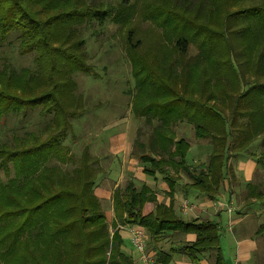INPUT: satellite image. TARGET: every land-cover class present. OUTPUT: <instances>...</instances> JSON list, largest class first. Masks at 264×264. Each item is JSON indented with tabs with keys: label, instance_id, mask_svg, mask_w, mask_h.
Masks as SVG:
<instances>
[{
	"label": "trees",
	"instance_id": "trees-1",
	"mask_svg": "<svg viewBox=\"0 0 264 264\" xmlns=\"http://www.w3.org/2000/svg\"><path fill=\"white\" fill-rule=\"evenodd\" d=\"M198 1L191 15L186 4L174 11L167 0L160 8L163 11H158L175 31L174 46L181 55L185 56L188 44L193 43V59L201 65L194 78L195 88L182 81L184 74L194 67L189 64L193 59L179 66L177 74L172 68L176 67L174 62L165 67L154 58L152 64L166 70L143 66V80L157 81L164 86L162 93L173 98L152 101L133 113L150 117L155 124L149 151L139 157L146 166L144 171L159 173L171 182L176 178L165 170L168 166L176 176H189L200 194L213 198L224 182L236 180L232 162L243 156L253 158L264 172V152L249 151L255 143L262 142L258 136L264 124L256 116L264 114V82L244 80L238 61L241 56L249 59L250 66L264 61V0H206L203 15L201 0ZM128 2L121 0L123 6ZM90 6L91 2L85 0H0V41L15 34L18 54L32 56L29 68L15 71L4 64L0 69V117L16 112L23 115L38 108L41 117L50 115L61 127L45 141L34 140L35 144L29 147L23 148L21 139L13 146L0 145V171L7 175L5 181L0 179V264H50L48 258L37 254L35 243L39 240L53 242L57 258L54 264L61 256V244L75 252L79 264H132L119 250L118 235L113 233L110 238L93 193L101 172L97 159L89 152L88 144L77 158L65 157L67 147L60 143L66 136L69 119L86 110L85 101L70 93L72 74L90 71L83 40L70 42L76 35L73 26L94 19L102 21L110 14ZM184 29L191 33L185 36ZM127 42H131L130 33ZM211 58L219 67L215 74L224 82L231 78L236 94L227 96L230 92L221 89L218 93L224 99L218 100L212 92H204L211 83V77L205 76L207 70L211 71ZM17 77L22 78L23 86L10 92V81ZM177 123L191 125L195 138L209 143L211 151L205 163L187 165L184 158L188 144L182 138L175 139L172 130ZM52 160L65 161L62 163L66 167L61 168ZM9 166L14 172L12 177ZM228 175L235 180H228ZM245 191V206L264 204V182L248 183ZM146 194V188L136 190L131 182L114 192L117 217L121 219L120 209L121 215L125 213L124 222L147 228L153 237L167 232L193 233L194 241L181 248L182 254L196 261L198 254L211 252L213 264H224L216 221L183 222L164 205H156L152 212L143 214L144 205L154 201Z\"/></svg>",
	"mask_w": 264,
	"mask_h": 264
},
{
	"label": "rangeland",
	"instance_id": "rangeland-1",
	"mask_svg": "<svg viewBox=\"0 0 264 264\" xmlns=\"http://www.w3.org/2000/svg\"><path fill=\"white\" fill-rule=\"evenodd\" d=\"M85 1L91 2L93 9L105 10L110 12V14L102 21L94 19L89 22L83 21L81 24L73 26L76 35L70 38V42L77 39L83 40L86 65L87 67L89 66L90 71L88 74L74 73L71 76L70 86L73 91L70 93L74 98L85 101L86 110L81 115L69 119L70 124L65 129L66 136L60 140L61 147H67L68 150L65 157L72 155L77 158L79 151L87 144V146L90 144L94 146L93 141L91 143L90 141L96 135H102L105 138L112 135L114 129V133H120L124 129V122L114 129L106 128L111 127L108 125H111L113 118L128 120L130 117L127 112L129 106H131L132 110L134 108V112L139 111L144 104L152 101L158 100L161 102L173 98L170 94L164 95L162 93L161 88L164 89L162 84H159L157 81L152 82L149 78L148 80H143V76L146 74L145 70L140 71L143 66L154 67L152 70L160 67V70H162L164 69L163 66L152 64L154 58L157 61L159 59L165 67L172 61L176 66L172 68L178 74L181 69L179 66L185 63V61L193 59L196 55L193 43L188 44V51L185 56L176 50L174 46L176 33L171 29V25L163 21V17L158 14L159 10L163 11L160 8L165 6L163 0H129L127 6H123L121 0ZM167 1L174 11L181 10L186 4L187 8L190 9V11H187L190 12V15L194 13L193 11L196 10L199 4L198 0ZM200 2L202 5L201 13L203 15L207 9L203 5V3H206V0H201ZM83 4L86 5V3ZM169 9L172 10L171 8ZM203 17L200 18L203 19ZM129 33L131 34L130 43L127 42ZM189 33L191 32L188 29H184L185 36H188ZM250 54H253V51H250ZM255 56L257 57V54ZM31 59V55L21 56L18 54V40L15 34L8 36L4 41H0V69H2L4 64L11 66L15 71L29 68L32 63ZM255 59L252 60V65H254ZM238 61L241 63L240 68L244 80L249 82H264V61H260L257 66H250L249 59L246 56H241ZM209 62H211V71L207 70L205 76L209 75L211 77V83L204 92H212L214 96H217L218 100L224 99L218 93L221 89L230 92L227 96L233 93L236 94L237 89H234L233 83L230 82L231 78H227L224 82L223 78L215 74L219 70V67L215 65L212 58ZM189 64L194 67H190V70L184 74L182 81L188 83L187 85L190 88H195L194 78L195 75L199 74L201 65L199 64V60L194 59ZM255 69L258 71L253 72ZM134 73H137L136 76ZM20 86H23L22 78L17 77V79L10 81L9 91L15 92ZM1 87L0 85V89ZM197 90L198 87L196 85ZM255 103H259V101ZM38 111L39 109L35 108L27 110L23 115L16 112L4 118L0 117V142H2L0 145L9 144L13 146L21 139L20 142L23 143V148H25L35 144L34 140L37 143L43 142L48 136L60 130L61 127L52 120L50 115L41 117ZM143 117L145 118L146 116ZM145 119L147 123H145L144 119H135L138 122H142L139 125L138 132L145 129L142 134L149 133L151 134V138L154 134V131L152 134V130H154L151 123L152 118L146 117ZM256 120L264 124V114L256 116ZM107 121H109V124L104 126L106 128H102L99 132V126L101 124L104 125ZM163 126L166 127L164 124ZM260 132L258 137L262 139V142L255 143L249 151H255L256 153L264 152V127H262ZM29 134L31 135L29 136ZM190 141H192L191 137ZM196 143L202 144L198 140ZM205 144L208 154L210 147L209 144ZM138 151L144 153V146L140 145ZM62 162L58 163L56 160H52V163L59 165L61 168L66 167L63 165L65 163ZM9 168V175L12 177L14 172L10 166ZM5 176L7 175H4L0 171V179L5 181ZM250 177L253 184L264 182V172L259 167H253ZM227 179L235 180L230 175H228ZM237 182L235 180L227 183V185L234 189V199L239 201L241 205L242 202L243 204L245 203L246 191L240 188ZM253 204L251 205L253 207L260 206L262 212L261 218L264 220V211H262L264 210V206H262L264 204L260 205L256 202ZM260 225H262V228L258 232H261L259 235L261 238H264V221ZM109 231H112L111 227H109ZM35 245L37 247V254L48 258L51 261L50 264H54L57 258L53 242L51 240H39ZM220 245L223 252H229L232 238L228 232L225 231L220 236ZM60 253L61 256L58 259V264H79L75 252L67 249L65 244H61ZM210 254L212 255V253Z\"/></svg>",
	"mask_w": 264,
	"mask_h": 264
},
{
	"label": "crops",
	"instance_id": "crops-1",
	"mask_svg": "<svg viewBox=\"0 0 264 264\" xmlns=\"http://www.w3.org/2000/svg\"><path fill=\"white\" fill-rule=\"evenodd\" d=\"M127 112L130 115L128 120L113 118L111 125H108L111 127H104L109 124V121H107L98 128L99 132L102 128L114 129L124 122V129L120 133H114V129L112 135L105 138L102 135H96L90 141V143L93 141L94 146L91 144L88 146L89 152L97 159L98 166L101 169L93 193L99 201L108 226L109 236L111 238L113 233L118 235L120 240L119 250L125 258L129 259L132 264H142L139 259L140 256L131 241L130 229L133 228L140 230L146 253L158 264H213L211 252L198 254L196 256L197 260L191 261L180 251L184 245H189L194 241L195 235L193 233L167 232L161 236L153 237L149 234L147 228L124 222L125 213L121 215L120 209H118V214L121 216V219H119L120 217H117L114 210L113 194L117 190L123 189L128 182H131L136 190L146 188V196L153 197V202H147L144 205L143 214L152 212L156 205H164L170 208L174 215L183 222L200 221L201 219L216 221L219 225L220 236L226 231L232 238L229 252H223L220 245L224 264H264V238H261L259 235L261 232H258L262 228L260 224L264 221L261 218L260 206H251L254 204L245 206L246 203L243 204V202V205H240L239 201L234 199V189L228 187L226 182L221 185L219 192L213 198H209L200 194L193 187L189 176L183 173H178L176 176L168 166L165 167V170L169 172L170 176L176 178L174 180L170 179L171 182H167L168 180H165V177L159 173L154 175L146 173L144 171L146 166L140 161L139 157L148 153L151 134H142L145 129L138 132L139 125L142 122L135 119H144L147 123L144 117L133 113L131 106L128 107ZM151 123L154 127L153 121ZM172 130L175 139L182 138L188 144L184 158L187 165L192 166L206 162L211 146L209 145L210 149L207 154L205 143H209L206 140H198L202 144H197L191 125L177 123ZM190 137L192 141H190ZM140 145L144 146V153L138 151ZM203 155L205 156L202 157ZM177 160L178 158L174 159L175 162ZM232 166L234 177L238 181L237 184L239 183L240 188L245 190L246 184L252 183L250 179L251 170L253 167L257 168L258 166L253 158L249 156H243V158L232 162ZM183 201L189 204V208L185 213L181 211L180 207ZM229 204L233 207L230 216L226 213V206ZM229 217L231 218L230 230L227 228ZM109 227L112 228V231H109Z\"/></svg>",
	"mask_w": 264,
	"mask_h": 264
},
{
	"label": "built area",
	"instance_id": "built-area-1",
	"mask_svg": "<svg viewBox=\"0 0 264 264\" xmlns=\"http://www.w3.org/2000/svg\"><path fill=\"white\" fill-rule=\"evenodd\" d=\"M180 207H181V211L185 213L187 209L189 208V204L186 201H183ZM232 212H233V207L230 204L227 205L226 206L227 215L230 216ZM227 228L229 230L231 228V218L230 217L227 220ZM130 233H131L132 244L134 248L136 249V251L138 252L140 256L139 259L142 262V264H158L156 261H154L153 258L149 256V254L146 253L144 249L143 236L140 230L131 228Z\"/></svg>",
	"mask_w": 264,
	"mask_h": 264
}]
</instances>
